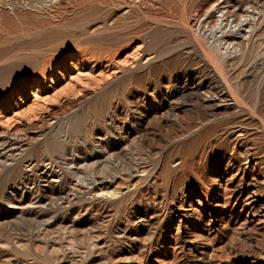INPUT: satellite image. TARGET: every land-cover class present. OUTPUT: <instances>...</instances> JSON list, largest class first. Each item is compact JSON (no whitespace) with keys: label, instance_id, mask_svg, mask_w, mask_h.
I'll return each mask as SVG.
<instances>
[{"label":"rangeland","instance_id":"374dc122","mask_svg":"<svg viewBox=\"0 0 264 264\" xmlns=\"http://www.w3.org/2000/svg\"><path fill=\"white\" fill-rule=\"evenodd\" d=\"M1 139L0 264H264V0H0Z\"/></svg>","mask_w":264,"mask_h":264},{"label":"bare ground","instance_id":"6f19581e","mask_svg":"<svg viewBox=\"0 0 264 264\" xmlns=\"http://www.w3.org/2000/svg\"><path fill=\"white\" fill-rule=\"evenodd\" d=\"M222 16V15H221ZM220 45V44H219ZM220 49L222 50H224V51H226L227 50V47H223V46H221L220 47ZM235 51H232L231 53H234ZM227 53H228V51H227ZM232 55V54H231ZM224 56V55H223ZM224 59V58H223ZM70 66H72V64L70 65ZM218 74V73H217ZM78 75V74H77ZM76 78V77H75ZM81 78V77H80ZM78 80H79V77L77 78ZM76 80V79H75ZM223 80V79H222ZM71 81V80H70ZM74 81V80H73ZM80 81V80H79ZM78 82V81H77ZM76 83V82H75ZM229 93V92H228ZM221 94V93H220ZM218 96V95H217ZM226 98V97H225ZM230 98L232 99L233 97H231L230 96ZM38 99V98H37ZM37 99H33V101H32V105L31 106H28V107H26V111H22L23 112V114H33L34 112H35V110H36V107H37ZM216 99V98H215ZM42 100V99H41ZM45 100V99H44ZM43 100V101H44ZM210 100H212V99H210ZM227 101V100H226ZM236 100H234V102H235ZM46 102V101H45ZM218 102V101H217ZM42 103V102H41ZM45 104V103H44ZM214 104V103H213ZM224 104V103H223ZM230 104V103H229ZM235 104V103H234ZM237 104H239L238 102H237ZM210 105V104H209ZM217 106H219V105H214L213 107H217ZM223 108V107H222ZM19 113V112H18ZM18 113H15L14 112V115H13V117L14 116H17L18 115ZM4 119V118H3ZM8 120V119H7ZM14 122V121H13ZM13 126H14V124H13ZM13 126H11L12 128H8L3 134H1V135H4V134H6V135H9L10 136V134H11V136H14V134L13 133H11V132H13L14 130V128H13ZM238 128V127H237ZM241 128V127H240ZM244 130V129H243ZM240 132H242V131H240ZM237 135H239V134H237ZM242 135V134H241ZM240 135V136H241ZM244 135V134H243ZM19 136V135H18ZM7 137V136H6ZM11 138V137H10ZM16 138V137H15ZM17 140V139H16ZM1 142H0V172H1V169H3V168H7L9 165H10V162H9V160H8V156H7V153L9 152V153H11L12 151H11V148H10V146H12V145H14V144H17V143H15V142H12V140H10V139H1L0 140ZM14 151V150H13ZM16 158V157H15ZM251 158V157H250ZM11 159H13V157H11ZM13 163V162H12ZM257 163V162H256ZM253 165V164H252ZM251 165V166H252ZM255 167V166H254ZM253 167V168H254ZM5 170V169H4ZM248 176V175H247ZM254 179V178H253ZM255 180V179H254ZM261 183V182H260ZM261 186V185H260ZM262 187V186H261ZM259 190V189H258ZM260 191V190H259ZM255 192V191H254ZM260 194V193H259ZM217 207H218V205H216ZM261 224V223H260Z\"/></svg>","mask_w":264,"mask_h":264}]
</instances>
